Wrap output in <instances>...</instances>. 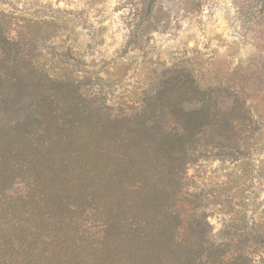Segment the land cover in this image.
Returning a JSON list of instances; mask_svg holds the SVG:
<instances>
[{
    "label": "trees",
    "instance_id": "obj_1",
    "mask_svg": "<svg viewBox=\"0 0 264 264\" xmlns=\"http://www.w3.org/2000/svg\"><path fill=\"white\" fill-rule=\"evenodd\" d=\"M240 1L258 58L185 56L116 96L78 43L0 10V264H264V0ZM127 4L135 43L170 23Z\"/></svg>",
    "mask_w": 264,
    "mask_h": 264
},
{
    "label": "rangeland",
    "instance_id": "obj_2",
    "mask_svg": "<svg viewBox=\"0 0 264 264\" xmlns=\"http://www.w3.org/2000/svg\"><path fill=\"white\" fill-rule=\"evenodd\" d=\"M196 2L199 6L186 10L179 0H162L172 11L169 25L137 43L129 36L127 0H0V10L20 22L30 18L42 27L54 26L59 36L47 43L55 49H61L62 39L78 43L85 61L81 69L95 79L115 81L116 96L185 56L195 54L206 62L231 61L235 66L262 54L254 32L239 15L240 0ZM261 157L264 160V150ZM221 167L219 161L197 165L194 177L201 182L221 173ZM209 219L218 231L221 217Z\"/></svg>",
    "mask_w": 264,
    "mask_h": 264
}]
</instances>
